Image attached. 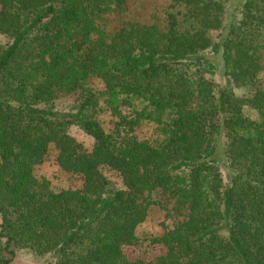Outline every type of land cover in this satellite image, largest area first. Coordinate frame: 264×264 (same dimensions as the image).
<instances>
[{"label": "trees", "instance_id": "1", "mask_svg": "<svg viewBox=\"0 0 264 264\" xmlns=\"http://www.w3.org/2000/svg\"><path fill=\"white\" fill-rule=\"evenodd\" d=\"M142 239L163 252L131 257ZM15 251L264 264V0H0V264Z\"/></svg>", "mask_w": 264, "mask_h": 264}, {"label": "rangeland", "instance_id": "2", "mask_svg": "<svg viewBox=\"0 0 264 264\" xmlns=\"http://www.w3.org/2000/svg\"><path fill=\"white\" fill-rule=\"evenodd\" d=\"M237 1L240 2L241 0H233V4L235 5ZM229 12H230V8H228L227 12H225L226 14L224 15V23H226V21L228 20ZM215 35L216 33H214V36ZM216 81L219 83V85L224 84L223 80L219 76ZM102 100L103 98L99 97V103L100 106L102 107V111L96 115V119L98 120L102 128L107 131L112 129L111 121H114V119L110 116V113L107 111V109H105ZM69 135L73 137L76 141H78L86 150H89L91 148L92 145L91 138L83 134L77 128H71L69 131ZM52 170L53 168L50 166V163H47L44 167L41 168V174L50 177V173L52 175ZM222 171L224 178H226L227 177L226 172L224 171V169H222ZM53 183L56 187L62 186V183H59L56 180H53ZM159 221H160L159 219L148 218V220L144 224H142L138 228V230H136V235L142 236L145 233L154 232L155 229L159 227L158 226ZM145 240L147 239H142L143 242L140 244L139 247L135 249H126L128 254L131 257L150 259L155 255H158L163 252V249L161 247L150 245ZM45 259H46L45 257H38L31 253H28L27 251H15V254L13 255L9 264H43Z\"/></svg>", "mask_w": 264, "mask_h": 264}]
</instances>
